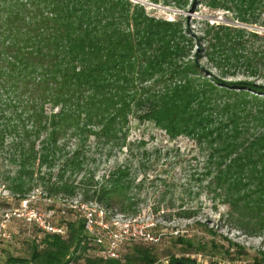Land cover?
<instances>
[{"label": "trees", "instance_id": "1", "mask_svg": "<svg viewBox=\"0 0 264 264\" xmlns=\"http://www.w3.org/2000/svg\"><path fill=\"white\" fill-rule=\"evenodd\" d=\"M231 1L245 24L256 23L258 10L264 11L262 0ZM230 41L219 59L264 79L257 52L246 41ZM188 42L180 21L151 16L140 1L0 0V158L15 166L3 170L4 187L20 198L38 188L50 197L81 195L85 202L135 215L143 184L136 183L138 172L146 173L144 162L159 154L143 149V141H128L136 119L153 123L170 139L193 140L205 155L202 189L245 226L264 224V87L214 78L188 58ZM91 138L105 156L123 148L128 153L100 180L87 168L94 161ZM135 157L140 160L133 168ZM174 207L170 196L168 209ZM194 213L180 206L168 216ZM87 251L99 255L85 238L83 222L67 221L65 235L44 234L28 257L9 263L72 264ZM133 251L121 252L124 264H154L147 248ZM102 259L86 261L122 264ZM176 262L196 264L186 257L169 264Z\"/></svg>", "mask_w": 264, "mask_h": 264}, {"label": "rangeland", "instance_id": "2", "mask_svg": "<svg viewBox=\"0 0 264 264\" xmlns=\"http://www.w3.org/2000/svg\"><path fill=\"white\" fill-rule=\"evenodd\" d=\"M132 1L144 4L151 16L180 21L183 34L189 39L188 58L206 73L227 82L247 80L264 87V79L258 74L249 76L242 66L228 67L219 59L220 55L222 57L227 52L230 40H240L246 41V47H252L257 57L264 61V26L261 21L264 11L261 8L257 12L258 21L245 24L240 22L239 8L231 0H187L183 8L150 0ZM217 38L223 44L221 48L218 47ZM128 141L135 145L143 141V149L159 152L153 153L144 162L146 167L149 166L146 173L141 170L138 172L136 183L143 180L138 211L135 215H126L136 218V223L141 226L152 225V231L159 239L157 242H132L122 248V256L133 254V249L140 247L147 248L154 264H169L172 259L182 257L194 259L196 264H264V224L256 226L250 223L245 226L237 220L236 215L229 214L228 206L221 204L214 193L208 194L202 189L206 183L202 179L205 155L193 140L185 136L170 139L153 123L132 119ZM88 143L94 161L87 168L94 171L96 180H100L107 169L122 164L128 157L125 148L108 157L104 155V148L93 144V138ZM138 160L139 157L132 159L133 168L139 165ZM5 169L13 170L15 166L0 158V223L3 216L16 208L23 199L39 197L42 192L38 188L23 198L12 195L4 187L2 172ZM164 192L166 195L162 201ZM170 196L175 198V207L168 209ZM71 199L83 201L81 195ZM180 206L194 210L195 215L191 218L168 216L169 212H174ZM62 220L60 217L55 218L56 223ZM70 221L77 224L79 219L75 217ZM5 225L9 238L0 237V264H10L11 258L28 257L32 244L44 237L43 233L16 218L10 219ZM93 255L87 251L72 264H87L86 258L98 259V254ZM105 259L121 260L122 264L125 260L124 257L102 260Z\"/></svg>", "mask_w": 264, "mask_h": 264}, {"label": "built area", "instance_id": "3", "mask_svg": "<svg viewBox=\"0 0 264 264\" xmlns=\"http://www.w3.org/2000/svg\"><path fill=\"white\" fill-rule=\"evenodd\" d=\"M63 219L56 223L55 218ZM78 218L83 222L85 238L92 242L103 258H120L124 246L132 242H157L151 226H141L136 218L106 209L95 202L50 197L41 192L39 197L23 199L16 208L3 216L0 237L9 238L5 223L19 219L28 227L43 234L65 235L66 222Z\"/></svg>", "mask_w": 264, "mask_h": 264}, {"label": "water", "instance_id": "4", "mask_svg": "<svg viewBox=\"0 0 264 264\" xmlns=\"http://www.w3.org/2000/svg\"><path fill=\"white\" fill-rule=\"evenodd\" d=\"M179 263H181V262H176L175 264H179Z\"/></svg>", "mask_w": 264, "mask_h": 264}]
</instances>
